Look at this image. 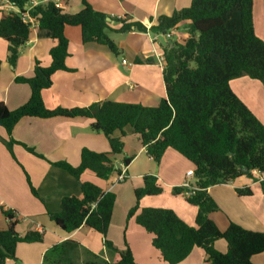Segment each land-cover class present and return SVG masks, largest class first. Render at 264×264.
<instances>
[{"label": "trees", "instance_id": "16d2710c", "mask_svg": "<svg viewBox=\"0 0 264 264\" xmlns=\"http://www.w3.org/2000/svg\"><path fill=\"white\" fill-rule=\"evenodd\" d=\"M5 1L20 10V14L8 11L0 21V38L8 43V63L12 67L33 31L39 37L55 41L50 50L49 66L37 61L32 77L16 78L17 82L29 86V100L15 110L0 101V127L6 132L2 141L12 155L14 145H21L42 158L12 136L23 118H87L92 131L104 134L110 151L98 153L83 149L79 166L64 161L52 165L78 180L86 171L108 180L113 174L122 172L114 157L123 153L125 129L130 127L146 155L155 163L159 164L165 152L172 149L194 166L193 194L186 195L192 188L175 187L173 190L175 194H183L186 201L198 209L195 226L184 222L171 209L141 208L143 197L163 192L156 176L144 175L143 185L134 191L136 204L129 210L127 219L135 217L136 223L153 235L152 245L160 251L163 260L179 264L198 247L204 250L207 264H254L252 258L264 252V232L247 230L233 222L222 232L210 218L219 206L208 193L212 186L228 184L241 177L253 178L254 171L264 174V124L231 87L233 80L244 76L264 86V41L254 29V0H193L189 7L171 16H160L158 25L149 29L140 23L127 22L125 18H111L122 24L117 30L111 28L106 14L96 11L86 0H82L83 8L76 14L66 13L54 2L40 4L29 11L28 22L22 16L28 0H0V6ZM187 21L189 37L164 50L166 98L158 106L101 101L88 107L46 108L43 92L52 86L54 75L70 71L66 66L69 56L67 26L81 28L84 45L101 44L119 55V48L108 36L109 31L149 30L166 34ZM1 64L0 60V70ZM117 131L122 137H115ZM132 160L133 157L124 158L123 166L127 167ZM80 186L83 197H64L60 212H48L49 218L68 233L87 226L102 235L104 245L116 252L107 240L116 195L90 182H81ZM262 186L264 189V181ZM31 190L37 196L32 186ZM237 193L240 196L252 194L250 189H237ZM5 216L8 226L0 231V264L16 259L19 243L43 241L39 232L21 236L16 231L18 220L14 213L5 212ZM220 239L228 244L226 253L215 247ZM65 244H70L69 252L73 253L79 247L73 241ZM117 253L118 261L109 264H137L128 245ZM63 254V246H55L46 253L44 260L49 264H67Z\"/></svg>", "mask_w": 264, "mask_h": 264}, {"label": "crops", "instance_id": "0c3cea01", "mask_svg": "<svg viewBox=\"0 0 264 264\" xmlns=\"http://www.w3.org/2000/svg\"><path fill=\"white\" fill-rule=\"evenodd\" d=\"M96 11L110 19L113 30L120 29L121 23L111 18H125L127 22L140 23L148 29L158 25L162 15L171 16L176 11L187 8L193 0H86ZM54 2L66 13L76 14L82 8V0H39L40 4ZM9 8L0 6V21L8 14ZM107 19V21H108ZM254 29L264 41V0H254ZM34 27L36 24L33 22ZM189 22L174 29L172 40L154 31H131L117 33L109 31L108 36L119 48V55L106 46L82 42L79 26H67L65 36L69 42V56L66 66L70 71L57 72L53 84L43 92L46 108L71 109L88 107L101 101L140 104L156 107L166 98L164 67L157 54L164 53L167 46L183 43L188 37ZM55 41L39 37L32 32L28 42L20 49L16 65L8 63V43L0 38V101L10 110L25 104L30 98V88L16 81L17 77L30 78L34 66L39 61L44 66L51 62L50 50ZM127 60L131 66L123 64ZM236 95L264 124V86L247 76L231 82ZM87 118H23L13 130V138L27 145L42 156L29 153L21 145H14L13 155L3 143L6 132L0 127V231L8 226L5 212H13L18 220L16 231L24 236L29 232L42 230L43 241L19 243L16 259L7 264H49L44 260L48 251L55 246H63V259L67 264H109L118 261L119 254L128 245L137 264H168L159 250L152 245L153 235L136 223L135 217L127 219V214L136 204L134 191L143 185V176L158 178L163 192L158 196H146L140 200L141 208H164L173 210L179 218L190 226L196 225L198 209L189 204L183 194H175V187H182L189 170H194L190 161L172 149H168L160 163H155L146 155L145 148L130 127L125 129L123 153L114 157L115 164L122 168L123 159L133 157L127 166V179L118 183V174L102 180L91 171H86L78 180L67 171L52 165L67 162L79 166L81 151L89 149L98 153L110 151L104 134L90 128ZM115 137H122L117 131ZM253 178L241 177L228 184L212 186L208 193L217 202L219 210L210 218L225 232L230 223L244 229L264 232V174L255 172ZM81 182H90L105 192L116 195L107 240L112 243L111 251L104 245L102 235L82 226L68 233L59 228L48 216V212L61 210V201L67 196L83 197ZM194 180H192V183ZM31 186L37 196L32 193ZM237 189H250L252 194L240 196ZM78 243L75 253L69 252L70 244ZM215 247L222 253L228 251V244L220 239ZM203 249L194 248L190 255L179 264H207ZM254 264H264V252L252 258Z\"/></svg>", "mask_w": 264, "mask_h": 264}, {"label": "built area", "instance_id": "2783aa9c", "mask_svg": "<svg viewBox=\"0 0 264 264\" xmlns=\"http://www.w3.org/2000/svg\"><path fill=\"white\" fill-rule=\"evenodd\" d=\"M3 5L7 6L9 8V11H12V12L20 14V10L15 5L9 3L8 1H5L3 3ZM38 5H39V0H28L27 3H26V7H25L26 12H25L24 15H22L23 18L29 19V17H28L29 11L31 9H33L34 7L38 6ZM56 5H59V4H56ZM173 35H174V30H171V31L167 32L166 34H164V36H165V38L167 40H172ZM157 57L159 59V63H161V65L164 67L165 66L164 53L157 54ZM123 64H125L127 66H131V64L125 59L123 60ZM121 169H122V172H121V174L118 175V182H124L126 180V169H127V167L126 166H122ZM186 177H187V179H186V181H185V183L183 184L182 187L192 188V191H187L186 192L187 196H191L193 194V190L195 189V187H194L195 180H194V172H193V170H189L187 172V174H186ZM192 180H194L193 183H192ZM39 233H42V230H40Z\"/></svg>", "mask_w": 264, "mask_h": 264}, {"label": "rangeland", "instance_id": "374dc122", "mask_svg": "<svg viewBox=\"0 0 264 264\" xmlns=\"http://www.w3.org/2000/svg\"><path fill=\"white\" fill-rule=\"evenodd\" d=\"M235 80H236V79H235ZM117 177H118V176H117ZM126 179H127V175H126ZM125 181H126V180H125ZM125 181H124V182H125ZM118 183H123V182H118Z\"/></svg>", "mask_w": 264, "mask_h": 264}, {"label": "water", "instance_id": "95a60500", "mask_svg": "<svg viewBox=\"0 0 264 264\" xmlns=\"http://www.w3.org/2000/svg\"><path fill=\"white\" fill-rule=\"evenodd\" d=\"M29 21V19H26V22H28ZM108 21H110V19H108Z\"/></svg>", "mask_w": 264, "mask_h": 264}]
</instances>
